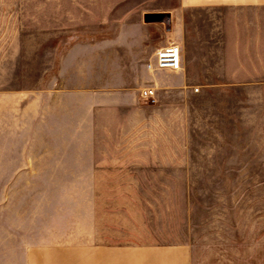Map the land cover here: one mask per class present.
<instances>
[{
    "label": "rangeland",
    "instance_id": "1",
    "mask_svg": "<svg viewBox=\"0 0 264 264\" xmlns=\"http://www.w3.org/2000/svg\"><path fill=\"white\" fill-rule=\"evenodd\" d=\"M233 12L0 0V264H169L184 245L193 264L262 263L264 90ZM182 26L186 74L148 71ZM39 95L63 138L30 129Z\"/></svg>",
    "mask_w": 264,
    "mask_h": 264
},
{
    "label": "crops",
    "instance_id": "2",
    "mask_svg": "<svg viewBox=\"0 0 264 264\" xmlns=\"http://www.w3.org/2000/svg\"><path fill=\"white\" fill-rule=\"evenodd\" d=\"M179 7L180 9L203 8L209 10H219L223 7L232 8V10L237 13V19H235L237 23V29L233 30L232 49L234 54H238V59H240L239 57L240 53L243 51L242 45L244 43L241 40L243 31H241L240 28V22H243L244 20L240 17V14L246 13V55L248 88L253 89L254 86L256 88V86L259 85L260 88L264 90V0H179ZM235 12H233V14H235ZM176 28H178V26H176ZM187 35V31L182 26L179 30H175L176 41H172L177 43L181 49V68L173 72H179L183 76L186 74V69L188 68L189 63V58H185L184 56ZM153 59L151 60V62L153 61ZM146 69L152 73L167 71L148 69L147 64ZM147 87L154 89L155 96L154 101L146 100V103H150L149 105L155 104L158 99H156L157 94L154 87H141L139 91ZM44 102L45 101L40 95L39 98H30L25 102V112L31 114V112L34 111L32 112L34 113L33 116H31L27 121L30 125V129L33 127V125H38L40 131H43L44 133H54L55 138H63L62 134L64 130V120L63 114L59 112L61 111L62 106L57 102L55 105V112H51L50 115H47V106L45 107ZM69 123L74 125L75 122L71 120L68 121V124ZM168 248L169 250L167 255L169 256V264H193V249L191 246H169ZM260 257L261 258L259 262H261L262 260L261 264H264V243L262 256Z\"/></svg>",
    "mask_w": 264,
    "mask_h": 264
},
{
    "label": "built area",
    "instance_id": "3",
    "mask_svg": "<svg viewBox=\"0 0 264 264\" xmlns=\"http://www.w3.org/2000/svg\"><path fill=\"white\" fill-rule=\"evenodd\" d=\"M148 69L177 71L181 68V49L175 42H168L156 50L154 59L147 64ZM197 91V88L194 89ZM142 99L154 101L155 92L152 88H143L139 91Z\"/></svg>",
    "mask_w": 264,
    "mask_h": 264
}]
</instances>
